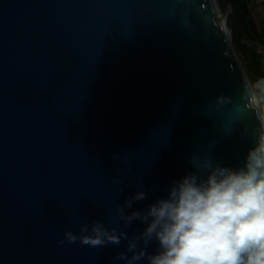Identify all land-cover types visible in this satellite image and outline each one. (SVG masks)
Wrapping results in <instances>:
<instances>
[{
	"label": "water",
	"instance_id": "water-1",
	"mask_svg": "<svg viewBox=\"0 0 264 264\" xmlns=\"http://www.w3.org/2000/svg\"><path fill=\"white\" fill-rule=\"evenodd\" d=\"M231 19L264 103L233 0H0V264H126L123 237L64 233L138 237L116 211L135 192L125 215L206 161L243 166L264 119Z\"/></svg>",
	"mask_w": 264,
	"mask_h": 264
},
{
	"label": "clouds",
	"instance_id": "clouds-1",
	"mask_svg": "<svg viewBox=\"0 0 264 264\" xmlns=\"http://www.w3.org/2000/svg\"><path fill=\"white\" fill-rule=\"evenodd\" d=\"M146 198V192L137 191L116 209L126 222L139 220L145 225L138 237L116 235L115 229L109 232L94 223L92 235L77 237L66 231V241L79 239L83 245L98 247L119 245L123 237L131 256L120 252L116 258L126 264L142 260L147 264H264V128L248 149L243 166L206 161L196 172L175 181L166 198L125 215L134 201ZM152 241L157 251L149 254Z\"/></svg>",
	"mask_w": 264,
	"mask_h": 264
},
{
	"label": "trees",
	"instance_id": "trees-1",
	"mask_svg": "<svg viewBox=\"0 0 264 264\" xmlns=\"http://www.w3.org/2000/svg\"><path fill=\"white\" fill-rule=\"evenodd\" d=\"M233 1L236 6L243 39L251 50L256 66L262 70L261 79L264 81L263 69L260 64L259 56L257 55L255 51L256 44L260 42V36L258 35L251 20L248 19V11L246 9V4L242 0H233ZM230 21H231V30H232V41L241 45V48L243 49L242 42L235 35L233 20L231 19ZM247 66H248V70L250 74L252 75V72H251V69L248 63H247ZM252 78H253V75H252ZM253 83L255 84L254 79H253Z\"/></svg>",
	"mask_w": 264,
	"mask_h": 264
},
{
	"label": "crops",
	"instance_id": "crops-1",
	"mask_svg": "<svg viewBox=\"0 0 264 264\" xmlns=\"http://www.w3.org/2000/svg\"><path fill=\"white\" fill-rule=\"evenodd\" d=\"M246 4L248 19L253 23L260 42L256 44L255 51L260 59L264 73V0H242Z\"/></svg>",
	"mask_w": 264,
	"mask_h": 264
},
{
	"label": "rangeland",
	"instance_id": "rangeland-1",
	"mask_svg": "<svg viewBox=\"0 0 264 264\" xmlns=\"http://www.w3.org/2000/svg\"><path fill=\"white\" fill-rule=\"evenodd\" d=\"M230 46L234 52V54L236 55V57L238 58V60L240 61V64L246 74L247 80L249 82L250 88L252 90L253 95L255 96V99L257 101L258 104V108L260 110L261 116L264 119V103L262 101V98H260V94L255 86V84L253 83V78L252 75L250 74L249 70H248V66H247V60L245 58V54L243 49L241 48V45L233 42L231 40L230 42Z\"/></svg>",
	"mask_w": 264,
	"mask_h": 264
}]
</instances>
